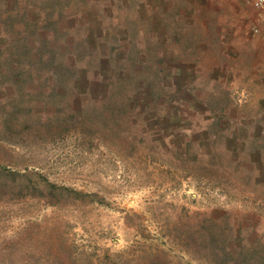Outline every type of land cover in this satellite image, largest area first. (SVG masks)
<instances>
[{
    "label": "rangeland",
    "instance_id": "obj_1",
    "mask_svg": "<svg viewBox=\"0 0 264 264\" xmlns=\"http://www.w3.org/2000/svg\"><path fill=\"white\" fill-rule=\"evenodd\" d=\"M24 18L0 0V264H264V216L238 215L251 176L72 103Z\"/></svg>",
    "mask_w": 264,
    "mask_h": 264
},
{
    "label": "crops",
    "instance_id": "obj_2",
    "mask_svg": "<svg viewBox=\"0 0 264 264\" xmlns=\"http://www.w3.org/2000/svg\"><path fill=\"white\" fill-rule=\"evenodd\" d=\"M11 2L25 17L14 29L37 37L43 60L56 64L50 79L65 77L72 103L123 106L159 123L150 136L202 155L219 145L227 164L251 176L238 215L251 204L252 216H264V23L256 8L242 0Z\"/></svg>",
    "mask_w": 264,
    "mask_h": 264
},
{
    "label": "built area",
    "instance_id": "obj_3",
    "mask_svg": "<svg viewBox=\"0 0 264 264\" xmlns=\"http://www.w3.org/2000/svg\"><path fill=\"white\" fill-rule=\"evenodd\" d=\"M250 3L254 8L258 10L262 14V18L260 20L264 23V0H242Z\"/></svg>",
    "mask_w": 264,
    "mask_h": 264
}]
</instances>
